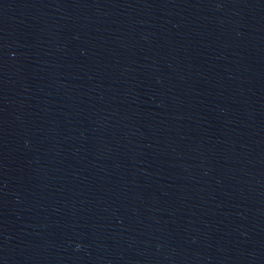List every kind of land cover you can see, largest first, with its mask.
<instances>
[{"label": "water", "instance_id": "water-1", "mask_svg": "<svg viewBox=\"0 0 264 264\" xmlns=\"http://www.w3.org/2000/svg\"><path fill=\"white\" fill-rule=\"evenodd\" d=\"M0 264H264V0H0Z\"/></svg>", "mask_w": 264, "mask_h": 264}]
</instances>
